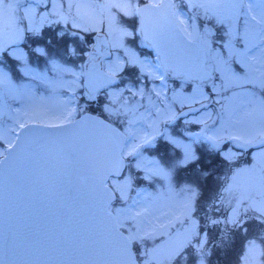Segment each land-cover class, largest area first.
<instances>
[{"label":"snow or ice","instance_id":"obj_1","mask_svg":"<svg viewBox=\"0 0 264 264\" xmlns=\"http://www.w3.org/2000/svg\"><path fill=\"white\" fill-rule=\"evenodd\" d=\"M55 2L0 0L16 22L0 32V264H122L121 217L153 186L145 161L167 148L207 173L201 135L264 133V0H158L162 23L125 17L107 50Z\"/></svg>","mask_w":264,"mask_h":264},{"label":"rangeland","instance_id":"obj_2","mask_svg":"<svg viewBox=\"0 0 264 264\" xmlns=\"http://www.w3.org/2000/svg\"><path fill=\"white\" fill-rule=\"evenodd\" d=\"M65 2L62 18L69 21L75 18L76 27L95 29L96 33L103 28L107 47H118L135 20L124 18L135 15L139 0ZM60 7L59 0H56L53 10L60 12ZM33 13L34 10L27 13L30 20ZM15 24L11 13L0 11V32H13ZM229 140L231 143L226 144L225 141ZM261 141H264V133L251 130H217L194 140L202 152H219L223 157L218 171L221 181L219 198L215 193L212 196L205 194L202 189V185L208 183V174L214 165L206 166L207 173L204 169H181L178 166L181 153L169 154L167 148L160 149L164 154L159 161H145L150 163L153 186L141 185L137 189L142 193L141 203L121 217L119 226L135 246L138 245L142 264H210V258L217 264H264V149L256 150L254 156L252 150L250 156L245 153ZM232 145L238 151L232 150ZM224 168L227 173L223 172ZM112 183L118 194L117 203H120L119 196L127 198L130 184L127 178ZM199 199L205 202L203 208L206 206L208 211V224L224 227L221 237L211 243L208 242L209 235L201 229L199 214L197 216L194 211ZM236 218L241 223L247 219L246 230L231 224ZM230 228L233 231L227 245L229 253L225 256H231L227 262L222 258L225 252L222 246ZM215 253L218 256L214 257Z\"/></svg>","mask_w":264,"mask_h":264},{"label":"water","instance_id":"obj_3","mask_svg":"<svg viewBox=\"0 0 264 264\" xmlns=\"http://www.w3.org/2000/svg\"><path fill=\"white\" fill-rule=\"evenodd\" d=\"M147 4L148 3L141 5L138 9V14L141 20L145 23H151L153 25L162 23L164 19L163 10H160L158 12L153 11L146 6ZM100 43L104 45L102 37H100ZM118 230L121 233L118 248L122 257V264H138L135 252L132 248L131 240L123 231H121L119 228Z\"/></svg>","mask_w":264,"mask_h":264},{"label":"trees","instance_id":"obj_4","mask_svg":"<svg viewBox=\"0 0 264 264\" xmlns=\"http://www.w3.org/2000/svg\"><path fill=\"white\" fill-rule=\"evenodd\" d=\"M216 153H207V154H210V158L211 157L213 158L214 162L212 163V165H214L215 167L212 168V172H210L208 174V183L205 186L202 185V189L203 190L205 189V194L208 193V194H210L212 196V194L215 193L216 198H219V189H220L221 181H220V178L218 176V174H219L218 171L221 170L220 163H221V160H223V157H222L221 154H219V157H217L215 155ZM225 171H226V169L224 168L223 172H225ZM225 173H227V171ZM201 201L202 200L200 199L197 202L198 203V205H197V215L199 214L200 222L202 223L204 221L202 216L207 212V210H206V206L203 208V206L205 205V202L202 203ZM212 201H214L213 198H212ZM134 247H135V250L137 252V257H138V260H139V264H142L141 263V257L139 255V247H138V245L135 246V243H134ZM209 263L213 264L211 258L209 259Z\"/></svg>","mask_w":264,"mask_h":264},{"label":"flooded vegetation","instance_id":"obj_5","mask_svg":"<svg viewBox=\"0 0 264 264\" xmlns=\"http://www.w3.org/2000/svg\"><path fill=\"white\" fill-rule=\"evenodd\" d=\"M155 2H158V0L157 1H155ZM135 23V22H134ZM133 22H132V25H135ZM129 26V25H128ZM105 50V49H104ZM100 54H103L102 52H100Z\"/></svg>","mask_w":264,"mask_h":264},{"label":"bare ground","instance_id":"obj_6","mask_svg":"<svg viewBox=\"0 0 264 264\" xmlns=\"http://www.w3.org/2000/svg\"><path fill=\"white\" fill-rule=\"evenodd\" d=\"M117 34H118V32H117Z\"/></svg>","mask_w":264,"mask_h":264}]
</instances>
